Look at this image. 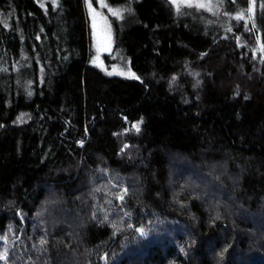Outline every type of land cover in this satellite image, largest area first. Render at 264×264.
<instances>
[{
  "label": "trees",
  "instance_id": "16d2710c",
  "mask_svg": "<svg viewBox=\"0 0 264 264\" xmlns=\"http://www.w3.org/2000/svg\"><path fill=\"white\" fill-rule=\"evenodd\" d=\"M95 1L0 0V264H264V0H103L102 67Z\"/></svg>",
  "mask_w": 264,
  "mask_h": 264
},
{
  "label": "rangeland",
  "instance_id": "374dc122",
  "mask_svg": "<svg viewBox=\"0 0 264 264\" xmlns=\"http://www.w3.org/2000/svg\"><path fill=\"white\" fill-rule=\"evenodd\" d=\"M178 7L180 5H189L195 7L208 6L210 0H169ZM97 8L86 2L87 19L89 25L90 39L93 43L92 63L96 66H104L102 56L110 53L112 49V33L108 23V17H115L118 12L115 7H108L103 0H96ZM128 74V70H121ZM120 72V73H121Z\"/></svg>",
  "mask_w": 264,
  "mask_h": 264
}]
</instances>
